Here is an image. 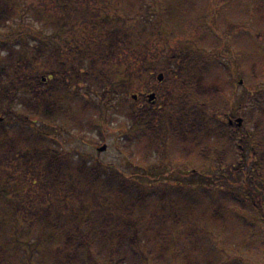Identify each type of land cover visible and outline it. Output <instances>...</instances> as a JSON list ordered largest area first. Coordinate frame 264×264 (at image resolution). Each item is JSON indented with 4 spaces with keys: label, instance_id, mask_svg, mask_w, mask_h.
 <instances>
[{
    "label": "rangeland",
    "instance_id": "rangeland-1",
    "mask_svg": "<svg viewBox=\"0 0 264 264\" xmlns=\"http://www.w3.org/2000/svg\"><path fill=\"white\" fill-rule=\"evenodd\" d=\"M4 1L0 0V6ZM16 1L21 3V17L0 29V58L11 50L20 52V48L24 49L27 59L35 62H29V68L24 71L32 78L45 77L48 66L44 63L50 62L53 53L56 54L53 60L59 58V61L51 62L54 63L51 67H70L73 63L79 71H87L88 55L93 58L103 54L96 50L106 37L104 23L127 29L135 40V45L128 48L130 53H142L150 59L140 68L141 78L131 83L128 97L120 93L125 104L119 101L122 103L114 110L99 101L94 87L90 90L88 85L80 87L75 95L62 86L59 98L64 110L73 111L74 119L57 115L50 121L52 123L35 122L24 127L30 133L43 129L46 135H54L57 142L53 146L66 151L60 157L74 174L75 169L86 161L87 167L94 163L102 166L103 179L114 169L132 178L135 186L128 192L123 191V196L128 194L133 220L140 230L144 263L264 264V210L261 213L249 200H244L250 189H255L253 193L264 191V172L256 171L260 160L254 157L257 143L254 131L259 115L257 103L263 102L264 106V82L259 88L252 86L259 79L264 81V0H76L72 17L79 11L87 10L90 14L77 20L73 18L74 22L65 25L68 31L57 27L63 26L65 12L71 9L59 0ZM17 29H21L22 37H17ZM58 32H64V37L57 36ZM186 52L193 60L191 65L180 75L173 76L167 58ZM45 56L50 60H45ZM121 61V70L130 68L128 60L123 58ZM174 65L171 69L177 70ZM160 73L164 80L159 83L156 78ZM240 73L247 85L240 79ZM149 74L154 76L152 81L148 80ZM44 79L46 81V77ZM197 86H218L221 90L214 101L221 112V122L243 120L241 127L228 124L230 128L218 132H224L228 137L219 138L223 165L218 164L214 151L206 152L204 159L198 156L203 136L197 138L194 133H189V142L186 138L174 139L166 123L162 128L163 135L156 140L157 147L147 157L142 150L144 142H139L140 138L138 140L128 131L132 104L133 108L144 107L149 103L147 96L154 93L156 108L162 109L167 116L178 115L180 103L185 102L186 97L195 103ZM51 87L48 83L44 89ZM256 90L260 91L255 93ZM133 95L138 96L136 101L132 99ZM24 104L18 102L12 111L25 109ZM2 120L0 118V123ZM8 124L4 125L7 129ZM217 124L213 123V128L216 129ZM203 139L207 147L219 141L215 135ZM243 139L246 151H239ZM104 146L107 149L99 151ZM21 153L18 149L16 155L0 157L3 171L25 187L21 192L9 195L10 204L0 198V212L3 213L0 247L13 264H53L52 248L63 245L62 241L36 245V236L32 235V256L27 247L17 243L15 231L22 230L32 221L26 214L30 207L60 210L59 216L52 210V215L59 217L56 222L59 228L71 227L69 217L79 210L84 212L85 218L92 215V219L107 220L114 225L119 217L113 207L116 194L112 193L110 197L102 190L90 189L77 177L64 186L49 183L37 165H23ZM62 165L68 170L63 162ZM196 169L198 171L194 172ZM202 179L209 183L205 185L207 195L204 199L200 197L199 188L184 192L185 199L175 198L179 183L195 184ZM211 183L216 185L211 186ZM139 191L147 197L134 206L133 199ZM234 193L240 195V206L236 207L232 201ZM183 201H194L192 210H186L187 204ZM211 211H216L217 218H212ZM187 222L190 225L186 230ZM82 229L86 231L87 228ZM100 249L98 244L91 245L90 252H81L75 264H109L108 257L99 253Z\"/></svg>",
    "mask_w": 264,
    "mask_h": 264
},
{
    "label": "trees",
    "instance_id": "trees-1",
    "mask_svg": "<svg viewBox=\"0 0 264 264\" xmlns=\"http://www.w3.org/2000/svg\"><path fill=\"white\" fill-rule=\"evenodd\" d=\"M59 1L65 7L71 8L65 12L63 26H57L61 29L68 31V27L65 25L72 23V21L74 22L73 18L77 20V18L87 17L90 14L87 10L79 11L76 16L72 17L75 12L73 5L76 0ZM20 4L16 0H5L1 4L0 29L5 28L8 22L10 23V21L21 17L20 12L22 10H20ZM262 6L263 4H260V7ZM104 24L106 26V37L102 42L103 46L102 44L98 45V50H96L98 52L102 51L103 54H97L93 58H91V54L88 55L90 63L88 70L85 72L79 71V67H75L73 63H71L70 67L62 65L68 68L67 70L62 68V66L60 68L51 67L54 65L51 62L58 63L59 61V58L53 60V55H56L53 53L51 60L49 56L44 57L45 60H50V62L45 61L44 63L48 66V71L46 70L47 74L45 75L46 81L44 83L43 77L38 78V76H35L32 78L24 72L25 69L29 68V62L31 64L35 63L34 59H27L24 49L20 48V52L11 50L7 56L0 58V118L4 122L0 123V157L8 156L9 154L16 155L17 150L20 149L22 151L21 158L23 165L27 166V164L32 163L35 164L34 166L37 165L43 177L49 183L64 186L66 183L73 182V178L77 177L90 189L96 188L102 190L110 197L112 193L113 195L116 194L114 196L115 202L113 207L119 217L114 221V225L108 223L107 220L99 222L97 219H92V215L90 218H85L84 212L79 210L72 213V217H69L68 223L72 224L71 227L62 226L59 228L56 222L59 218L58 214L60 210L55 211L50 207L40 210L31 207L27 209L26 214L29 220L32 219V221L27 226L28 228L25 227L22 230L18 229L15 231L17 243H22L27 247L30 255L33 256L32 249L30 248L33 244H31L32 235L36 236V245L42 242L57 244L59 241H62V246L52 248L51 258L53 259V264H75L81 252H90L91 245L93 247L94 244H98L101 248L99 251L100 254L108 257L109 264H145L144 253L140 249V230L136 228V221L133 220L134 212L128 202V194L123 196V191L128 192L135 186V182L131 180L132 178L125 175L122 171L114 169L107 173V178L103 179L102 166L99 163H94L91 167H87L86 161H83L75 169L76 173L74 174L70 170L71 167L60 157L66 151L60 146H53L57 142L54 135H46V131L43 129L42 131L39 129L36 131L35 129L36 133H30L24 129L25 126H30L37 122H42V124L46 122L52 123L50 121H54L57 115L74 119L75 114L72 113L73 111H69L67 108L64 110L63 103L59 98L62 86L66 87L65 90L73 92L75 95H77L76 89H81L80 87L88 85L89 90L94 87V92L99 97V101L104 102L106 107L111 110H114L118 106L117 104L120 105L122 102H125L120 97V93L128 97L131 83L141 78H139L141 73L140 68H143L150 59L148 56L142 55V53H130L128 48L135 45V40L127 29L119 26L109 27L108 24ZM17 31V37H22L21 29H17ZM58 34L64 37V32L56 33L57 36H59ZM66 44L71 50L74 49L70 43ZM53 50L55 51V49ZM56 50L60 51L59 49ZM190 56L186 52L167 58L169 72L173 76L180 75L186 67L191 65L193 60ZM123 58L128 60L129 65H131L126 70L120 69V66H122L121 59ZM79 62H82V57H79ZM113 62L120 65L114 66ZM173 64H175L174 66H176L177 70L171 69ZM239 75H242L240 79H243L244 84L247 85L243 74L240 73ZM191 77L194 79L192 75ZM251 77H254L252 73ZM153 78V74H149L148 80L152 81ZM263 82V80L259 79L252 86L259 88ZM48 83H51L52 87L44 89ZM55 85L56 87H54ZM252 86H250V90L254 94ZM247 90L249 89L247 88ZM195 91L197 95L196 99H193L195 103L192 104V99L186 97V101L180 103L181 109L178 115H173L174 113L171 116L164 115L162 109L156 108L155 101L139 108L135 106L133 108L134 104H132L129 119L130 129L128 131L134 133L133 136L135 138L137 137L138 140L140 138L139 142H144L142 150L147 154V157L153 148L157 147L156 140L163 135L162 128L164 123H166L170 125L168 127L174 139L185 140L186 138L189 142V133H194V137L197 138L203 136L202 143L199 145L198 156L204 159L207 155L206 152L209 154L214 151L218 159V164L223 165V150H219V138L227 139L228 137L225 136L224 132H220L219 134L218 132L219 130L225 131L230 127L227 123L221 122L219 118L221 112L218 110V106L214 104L221 90L218 86H205L203 88L197 86ZM258 91L260 90H256L255 93ZM18 102H25V109L23 107V110L20 109L19 111L13 112L12 110ZM257 104V112H259V115L256 118V130L254 131L257 139V148L254 147V157L257 156L260 160V163L256 165L258 167L256 171L264 172V106L263 102ZM6 119L8 120V125H10L9 129H7V125L6 128L4 126L7 123L5 122ZM157 123L158 125L155 127ZM213 123H218L216 129L213 128ZM212 135L217 136L219 140L218 144L207 147L204 144L205 139L203 138H208ZM239 141L241 142V139ZM245 144L246 141L243 139V143L241 144L243 146L240 145L238 147L239 151H246ZM62 162L68 170H64L65 168H63ZM0 163L3 162L0 161ZM2 167L0 164V198H3L5 201L8 200L10 204L9 195L12 192L19 193L25 187L21 185L20 181L12 179V176L9 175L8 177ZM262 169L263 171H261ZM197 171L198 169L194 172ZM113 183H116V186H113ZM33 184L35 183L33 182ZM206 184L209 185L204 179L200 183L195 184L179 183L180 187L174 192V196L175 198L185 199L186 194L184 192L199 188L200 197L204 199L207 195V191L205 190ZM212 185L216 184L211 183ZM184 186H186V189L183 190ZM252 190L255 189H250L244 200H249L252 207L262 213L264 210V191L253 193ZM233 195V203L236 207L240 206V195L238 193H234ZM146 197L147 195L144 192L139 191L133 199L134 206L144 202ZM183 202L187 204L184 207L186 210H192L195 205L193 204L194 201ZM52 210L56 212L57 217L52 215ZM83 210L85 211V209ZM211 213L212 218H217L218 214L216 211H211ZM0 217H3L2 212H0ZM188 217L189 215L187 214V221L190 219ZM187 223L186 230L190 225L189 222ZM83 227L87 228L86 231H83ZM262 229L264 230V227ZM3 250V248L0 250V264H13L10 256L8 260ZM157 257L161 258V255Z\"/></svg>",
    "mask_w": 264,
    "mask_h": 264
},
{
    "label": "water",
    "instance_id": "water-1",
    "mask_svg": "<svg viewBox=\"0 0 264 264\" xmlns=\"http://www.w3.org/2000/svg\"><path fill=\"white\" fill-rule=\"evenodd\" d=\"M156 80H157L159 83L162 82V81L164 80V75L160 73V74L157 76ZM43 81H45V79H43ZM240 83H241V82H240ZM132 99H133L134 101H136V100L138 99V96H137V95H133V96H132ZM155 100H156V95H155L154 93H151V94H149V95L147 96V101H148L149 103H152V102H154ZM228 124L231 125V126L234 125V124H236L238 127H241V126L243 125V120H242V119L229 120V121H228ZM106 149H107V147L104 146V147H102L101 149H99V151L103 152V151H105Z\"/></svg>",
    "mask_w": 264,
    "mask_h": 264
}]
</instances>
